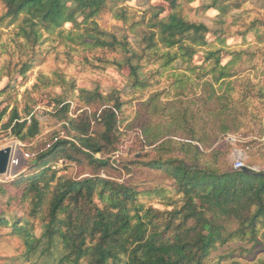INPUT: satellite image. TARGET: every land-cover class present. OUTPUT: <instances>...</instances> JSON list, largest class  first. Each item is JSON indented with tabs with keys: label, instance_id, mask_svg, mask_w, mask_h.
I'll use <instances>...</instances> for the list:
<instances>
[{
	"label": "trees",
	"instance_id": "1",
	"mask_svg": "<svg viewBox=\"0 0 264 264\" xmlns=\"http://www.w3.org/2000/svg\"><path fill=\"white\" fill-rule=\"evenodd\" d=\"M129 1L0 0V48L7 51L14 45L22 54L15 61L11 53L12 59L4 66L6 73L1 74L0 68V80L14 72L26 79L35 58L49 42L53 51L63 45L68 48L65 55L70 61L78 47L116 52L119 57L105 61L118 68L128 67L132 87L140 90L154 85L141 79L142 60L148 63L158 56L153 62L160 63L156 74L162 75L163 69L182 59L189 62L187 70L192 75L188 78L196 75L199 86L207 88L205 101L219 102L217 114L237 113L241 117V109L250 111L253 105L246 102L251 96L264 101L263 81L257 84L248 76L230 79L240 73L244 50H232L234 59L224 64V49L213 47L214 41L207 38L212 28L185 17L178 0H170L168 13L165 6L150 5L141 15ZM236 1L230 2L240 7L241 2ZM209 7L220 14L228 10L217 0ZM108 14L122 24V36L101 25L100 19ZM148 14L152 17L147 22ZM248 32H255L264 42V17L252 20L246 31H241L243 36ZM4 35L13 36L12 42L3 41ZM215 35L216 40L223 38L217 32ZM203 50L207 66L190 65ZM84 60L92 62L89 56ZM96 60L104 61L99 56ZM259 63L264 67V54ZM67 75L57 74L63 92L54 98L62 130L31 154L29 171L0 183V194L9 195V204L17 199L24 206L22 216L7 217L5 211L0 212V227H10V234L21 241L26 261L44 258L46 264H204L213 250L231 242L252 244L253 248L263 245L264 169L256 172L247 164L251 173L236 169L229 159V147H206L204 137H197L195 132L175 139L171 130L146 123L142 125L146 137L143 150L149 151L141 156L145 160L140 158L135 163L157 171L156 181L149 185L147 181L127 183L103 177L100 171L115 167L112 154L122 142L119 115L127 103L120 91L108 94L81 88ZM235 81L242 88L237 100L233 96ZM221 83L226 88L218 96L215 84L222 87ZM7 90H0V96ZM162 93L150 96L146 106L159 110ZM73 102L83 109L77 116L71 114ZM7 110L0 111V123ZM256 116L262 119L259 111ZM4 128L23 142L41 132L39 120L33 114L30 122L23 120L17 107ZM231 130L229 124L222 123L224 138ZM63 159L86 162L94 173L80 179L57 176L53 166ZM156 201L164 202L165 207H159ZM0 260V264H13L8 258ZM253 264H264V257Z\"/></svg>",
	"mask_w": 264,
	"mask_h": 264
},
{
	"label": "rangeland",
	"instance_id": "2",
	"mask_svg": "<svg viewBox=\"0 0 264 264\" xmlns=\"http://www.w3.org/2000/svg\"><path fill=\"white\" fill-rule=\"evenodd\" d=\"M214 1L178 0L179 9L185 17L192 21L204 22L212 28L207 38L211 42L214 41L213 47L224 49L222 58L224 64L234 59L232 50H244L242 62L239 61L240 73L230 78L231 80L248 76L254 83L259 84L260 81L264 83V67L259 63V58H262L264 54V42L258 39L255 32H248L245 36L241 33L246 31L252 20L264 17V0H238L236 2H241L240 7L230 2L231 0H217L219 6L227 5L228 7L223 14H220L218 9L209 7ZM128 4L136 8L139 15L148 10L150 5L165 6L167 13L170 11V0H130ZM2 12L0 2V15ZM151 17L152 15L148 14L145 21L148 22ZM100 23L108 30L118 31L117 34L120 36L124 34L122 24L117 23L110 14L100 19ZM216 32L223 38L216 40ZM12 38L11 35H4L2 39L10 43ZM130 39L135 42L134 35H131ZM59 47V50L53 51V46L49 42L46 43L40 55L35 58L34 67L27 73L26 79L14 72L0 80V90L8 88L0 96V111L8 108L4 120L0 123V149L6 147L13 149L12 169L10 168L8 173L0 176V183H7L20 173L29 171L33 160L31 154L43 148L56 133L62 130L63 123L57 116V103L54 102V98L63 92L59 84L60 80L57 78V74L61 73L68 74V79L74 78L81 88L99 89L108 94L114 90L120 91L122 99L127 103L119 115L122 142L118 150L112 154L115 167L100 171L103 177L127 183L147 181L149 185L156 181L157 171L135 163L140 158L145 160L146 158L141 156L149 151L143 150L146 137L143 134L142 125L146 123H153L158 127L171 130L172 137L175 139L195 132L197 137H204L206 147H229V159L232 164L242 160L245 164L259 170L264 169V101L261 102L255 96H251L246 102L249 104L252 101L253 105L250 111L241 109L239 113L241 117L237 113L217 114L215 110L219 108V102L216 99L205 101L207 88L199 86L201 82L196 75L188 78L192 75L187 70L189 62H183L182 59L173 61L170 66L163 69L162 75L156 74L160 63L153 62L158 56H153L152 61L148 63L147 59L142 60L140 62L143 64L141 79H147L154 85L140 90L132 87L128 67L118 68L105 61L119 57L116 52L87 51L78 47L77 51L71 50L73 60L70 61L65 55V50L68 48L64 45ZM0 52L2 53L0 68L3 69L1 74L7 71L4 66L12 59L11 53L14 54L15 61L22 57V54L14 49V45H9L7 51L5 47L0 48ZM85 56H89L92 62H86ZM95 56L103 57L104 61L96 60ZM204 60L203 50L194 57L190 65L203 63L206 67L207 63ZM255 65L258 67L254 68ZM221 85L222 87L220 84H215L218 96L222 95L226 88L224 83ZM240 85L241 83L235 81L234 86L237 88L233 91V96L236 100L239 97L238 92L242 91ZM160 92L163 93L161 97L159 96L162 101L159 110L146 106L150 96ZM165 93L169 94L168 98L163 95ZM163 106H166L165 110ZM16 107L23 120L33 114L40 122V134L27 142L19 140L4 128V124ZM82 110L78 102L71 104L72 115L77 116ZM258 111L262 119L257 118ZM222 123L229 124L233 129L228 132L226 138L220 132ZM95 130H98L97 125ZM52 171H56L57 176L67 175L76 179L92 176L94 173L92 167L86 162L76 163L64 159L56 163ZM8 196L0 194V212L5 211L7 217L22 216L24 206H20L17 199L9 204ZM175 198L178 199V197ZM156 203L161 208L165 207L162 201H156ZM235 228L236 226L231 227V229ZM11 231L10 227H0V257L10 259L13 264H46L44 258L26 261L23 258L26 248L17 237L10 234ZM240 243L244 244L231 242L213 250L204 264H253L264 257V239L263 245L256 248H253L252 244L241 245ZM242 247L245 250H242ZM220 257L227 258L221 260Z\"/></svg>",
	"mask_w": 264,
	"mask_h": 264
},
{
	"label": "water",
	"instance_id": "3",
	"mask_svg": "<svg viewBox=\"0 0 264 264\" xmlns=\"http://www.w3.org/2000/svg\"><path fill=\"white\" fill-rule=\"evenodd\" d=\"M13 163V149L12 147H6L0 149V176L8 173ZM244 171L249 173L252 172L250 168H242Z\"/></svg>",
	"mask_w": 264,
	"mask_h": 264
},
{
	"label": "built area",
	"instance_id": "4",
	"mask_svg": "<svg viewBox=\"0 0 264 264\" xmlns=\"http://www.w3.org/2000/svg\"><path fill=\"white\" fill-rule=\"evenodd\" d=\"M27 120H28V122H30L31 121V117H29ZM234 166H235L236 169H242V168L247 167V165L242 160L236 161ZM251 169L256 171V172L261 171V170L255 168V167H252Z\"/></svg>",
	"mask_w": 264,
	"mask_h": 264
},
{
	"label": "bare ground",
	"instance_id": "5",
	"mask_svg": "<svg viewBox=\"0 0 264 264\" xmlns=\"http://www.w3.org/2000/svg\"><path fill=\"white\" fill-rule=\"evenodd\" d=\"M12 166H13V165H11V167H10L11 169H12Z\"/></svg>",
	"mask_w": 264,
	"mask_h": 264
}]
</instances>
